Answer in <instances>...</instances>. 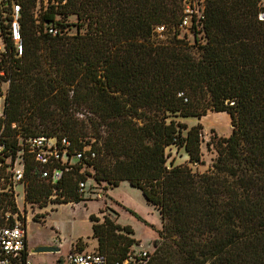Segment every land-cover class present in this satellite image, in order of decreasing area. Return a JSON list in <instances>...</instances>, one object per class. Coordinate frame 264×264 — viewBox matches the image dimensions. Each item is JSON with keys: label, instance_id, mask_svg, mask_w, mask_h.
<instances>
[{"label": "trees", "instance_id": "obj_1", "mask_svg": "<svg viewBox=\"0 0 264 264\" xmlns=\"http://www.w3.org/2000/svg\"><path fill=\"white\" fill-rule=\"evenodd\" d=\"M39 1L6 0L7 12L12 2L20 6L23 51L18 58L10 54L4 123L17 124L24 137H65L68 160L73 151L82 157L70 161L56 186L38 180L30 163L26 202L45 203L56 189L64 198L59 204L77 203L87 179L112 187L127 182L161 219L147 264H264L259 0H204L203 19L192 18L185 29L179 27L183 0H44L36 10ZM1 7L0 37L11 48ZM68 16L77 21L74 35L64 24ZM49 26L56 35L47 33ZM208 110L226 113L232 126L216 140L212 168L199 174L183 165L169 168L172 146L189 163H202V127L174 118L200 119ZM83 167L92 172L81 173ZM92 230L108 264L135 244L116 234H132L128 226L108 219Z\"/></svg>", "mask_w": 264, "mask_h": 264}, {"label": "rangeland", "instance_id": "obj_2", "mask_svg": "<svg viewBox=\"0 0 264 264\" xmlns=\"http://www.w3.org/2000/svg\"><path fill=\"white\" fill-rule=\"evenodd\" d=\"M185 1V0H183ZM44 0L37 3L36 10L44 7ZM7 7L6 0H0V7ZM76 18L68 16L64 24H68V34L76 33ZM84 32V30H81ZM189 42L192 38L181 32ZM162 36L161 39H165ZM83 114H76L79 120ZM178 119L179 118H174ZM183 123L188 128L200 125L201 130V164H191L183 149L177 150L172 146L166 150L167 166H187L193 173H204L212 168L216 160L215 150L218 138L228 137L232 126L230 117L226 113L207 111L200 119L186 118ZM185 133V131H184ZM74 166H77L75 163ZM81 173H91V168L83 167ZM80 201L59 204L64 198L53 195L45 203L33 206L29 214L27 242L31 264H57L58 260L65 259L69 252H99L98 238L93 235L92 226L103 224L108 219L113 226H128L132 234L116 231V234H125L135 240V246L154 252V241L158 239L161 229L159 211L148 204L141 192L122 182L118 187H112L105 182L96 183L87 179L84 188L79 192ZM135 214L136 216H134ZM91 216V219H90ZM133 245V246H134ZM39 247L58 248L57 252H33Z\"/></svg>", "mask_w": 264, "mask_h": 264}, {"label": "built area", "instance_id": "obj_3", "mask_svg": "<svg viewBox=\"0 0 264 264\" xmlns=\"http://www.w3.org/2000/svg\"><path fill=\"white\" fill-rule=\"evenodd\" d=\"M204 0L183 1V15L179 27L188 28L191 19H203ZM7 6V5H6ZM258 21L264 22V0H259ZM1 7L3 18L8 25L9 42L11 48L0 37V200L9 199L11 203L0 201V264H31L28 252L27 231L29 214L35 204L26 202L25 194L27 179L26 167L31 163L35 177L51 186H56L64 172L70 170V161L80 159L82 153L73 151L68 160L70 143L67 138L48 137L46 135L22 136L17 124L4 123V104L10 86L9 60L10 54L14 58L21 56L23 41L20 34V6L10 3ZM48 34L56 35L57 30L51 26L46 29ZM160 38L164 32L163 26L154 29ZM94 154H91L93 157ZM80 191L83 183L79 184ZM56 189L52 193L56 196ZM52 197V196H51ZM151 252L144 248L133 246L122 258L112 264H147ZM61 264H108L105 255L100 252H69Z\"/></svg>", "mask_w": 264, "mask_h": 264}, {"label": "water", "instance_id": "obj_4", "mask_svg": "<svg viewBox=\"0 0 264 264\" xmlns=\"http://www.w3.org/2000/svg\"><path fill=\"white\" fill-rule=\"evenodd\" d=\"M57 251H59L58 248H54V247H39L33 252H57Z\"/></svg>", "mask_w": 264, "mask_h": 264}, {"label": "crops", "instance_id": "obj_5", "mask_svg": "<svg viewBox=\"0 0 264 264\" xmlns=\"http://www.w3.org/2000/svg\"><path fill=\"white\" fill-rule=\"evenodd\" d=\"M183 120H184V119H179V121L182 122V123H183Z\"/></svg>", "mask_w": 264, "mask_h": 264}]
</instances>
